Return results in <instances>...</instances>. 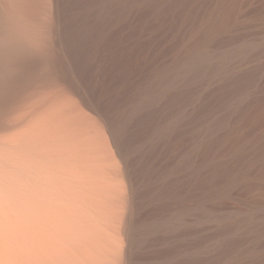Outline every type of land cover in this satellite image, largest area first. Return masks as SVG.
Wrapping results in <instances>:
<instances>
[{"label": "bare ground", "instance_id": "bare-ground-1", "mask_svg": "<svg viewBox=\"0 0 264 264\" xmlns=\"http://www.w3.org/2000/svg\"><path fill=\"white\" fill-rule=\"evenodd\" d=\"M247 3L0 0V264H264Z\"/></svg>", "mask_w": 264, "mask_h": 264}, {"label": "rangeland", "instance_id": "rangeland-1", "mask_svg": "<svg viewBox=\"0 0 264 264\" xmlns=\"http://www.w3.org/2000/svg\"><path fill=\"white\" fill-rule=\"evenodd\" d=\"M252 15L259 16L253 24L256 23V26L260 25V20L263 18L264 15V0H248L246 9ZM0 223H8V222H0Z\"/></svg>", "mask_w": 264, "mask_h": 264}]
</instances>
